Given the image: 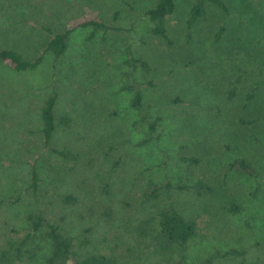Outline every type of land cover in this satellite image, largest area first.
Masks as SVG:
<instances>
[{"label":"rangeland","instance_id":"obj_1","mask_svg":"<svg viewBox=\"0 0 264 264\" xmlns=\"http://www.w3.org/2000/svg\"><path fill=\"white\" fill-rule=\"evenodd\" d=\"M226 1L230 12L211 5L208 20L187 42L185 19L194 0H177L168 20L174 46L168 49L147 33L151 0H0V48H13L28 60L43 57L33 71L0 67V245L12 227L23 235L27 213L41 210L56 221L64 216L61 225L70 235L91 228L93 245L116 254L122 264H163L141 251L134 232L162 204L142 210L137 196L151 180L205 178L210 192L174 198L187 216L212 210L198 217L201 236L189 244V263L201 264L215 249L235 248L246 250V264H264V0ZM86 7L98 11L110 29L88 40L90 28H77L59 60L44 53L53 37L45 28L56 34L75 27ZM221 25L227 31L216 43ZM127 47L161 70L157 87L144 90L152 114L162 117L159 140L148 145H140L146 126L130 106L132 94L121 90ZM238 78L231 98V83ZM252 87L257 92L248 102ZM55 91L56 113L73 122L70 130L58 129L53 141L81 154L73 172L39 133L43 105ZM108 146L116 149L106 157ZM183 156L202 161L189 165ZM237 157L254 164L257 175L228 171ZM118 159L120 166L112 169ZM32 166L40 174L37 200L28 189ZM106 181L109 193L103 191ZM67 193H75L79 202L63 208L58 198ZM90 202L111 207L113 217L85 214ZM231 202L242 211L230 212ZM215 264H241V258L227 256Z\"/></svg>","mask_w":264,"mask_h":264},{"label":"trees","instance_id":"obj_2","mask_svg":"<svg viewBox=\"0 0 264 264\" xmlns=\"http://www.w3.org/2000/svg\"><path fill=\"white\" fill-rule=\"evenodd\" d=\"M151 1L152 7L147 11L151 27L147 29V33L160 39L168 49H172L174 41L169 34L168 20L177 10V0ZM211 5L221 9L226 14L230 12V6L226 0H194L185 19L187 42H191L192 30L200 22L208 20ZM86 10L85 15L83 14V20H80L73 28L63 29L56 34L51 28H45L49 34H53V37L47 42L44 53L53 56L55 60H59L66 53L70 37L78 30L77 28L80 30L90 28L91 35L88 40H91L97 32L110 29L99 17L98 11L92 10L91 7H86ZM226 31L225 25L218 28L215 33L216 43L221 42ZM126 56L123 61L125 71L123 72L124 82L121 90L132 94L130 106L136 112L138 123L146 126V134L140 145H148L159 140L162 117L152 114L151 105L145 101L144 90L145 88L157 87L156 76L161 70L154 66L148 58L135 56L130 47L126 49ZM42 62V56L28 60L13 48H0V67L5 66L16 72H28L36 70ZM239 81L240 78L231 83V98L236 95V83ZM256 92V87L250 89L246 98L248 102L255 98ZM57 101L58 94L56 91L47 97L42 108V128L39 133L43 137L45 146L70 164L68 171L73 172L81 154L67 145L60 147L53 141L54 134L58 129L70 130L73 122L72 117L56 113ZM174 102H179V99L176 97ZM111 115L116 116L118 113L111 112ZM242 122L250 123V121L243 120ZM115 149L114 146H108L105 149V156L108 157L109 153ZM182 161L189 165L198 166L202 159L198 156H183ZM118 166H120L119 159L112 162V169ZM226 168L228 171L249 177L257 175L255 165L245 157H237L229 162ZM30 170L28 189L37 200L40 191V174L36 166H32ZM109 190L110 185L106 181L103 191L109 193ZM210 191L211 187L205 178L193 183L175 182L170 177L159 183L149 181L146 188L137 196V205L142 210L157 204L162 205L153 213H148L134 228L141 251L144 253L152 252L163 260V264H190L188 261L189 244L201 236L198 217L203 214L212 215V210L203 208L198 212V217L187 216L179 206L175 205L174 198L177 194L201 195ZM58 201L64 208L77 204L79 197L75 193H67L61 195ZM124 203L130 206L127 201ZM3 206L4 200L0 199V210ZM228 209L235 214L242 211V207L236 202H231ZM96 212L100 217L108 220L113 217L112 208L106 205L90 202L85 208L87 215H95ZM63 221L64 216L56 221L46 216L41 210L27 213V227L23 235L15 227L10 228L7 234L3 235V241L0 245V264H122L121 259L116 254L93 245L91 228H84L73 236L62 227ZM44 243L48 245L44 246ZM46 247L48 250L44 253ZM245 255L246 250L244 249L233 248L227 251L215 249L202 260L201 264H215L218 259L227 256L240 257L241 264H246Z\"/></svg>","mask_w":264,"mask_h":264}]
</instances>
